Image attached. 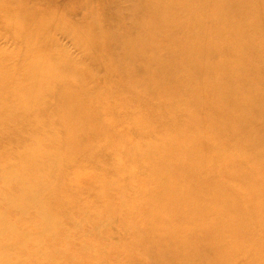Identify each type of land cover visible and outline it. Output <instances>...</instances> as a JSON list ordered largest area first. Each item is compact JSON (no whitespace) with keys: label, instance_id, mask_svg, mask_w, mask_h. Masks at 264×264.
<instances>
[{"label":"bare ground","instance_id":"bare-ground-1","mask_svg":"<svg viewBox=\"0 0 264 264\" xmlns=\"http://www.w3.org/2000/svg\"><path fill=\"white\" fill-rule=\"evenodd\" d=\"M22 1L0 0V12L22 16L5 28L27 53L16 69L0 49V129L14 142L27 128L33 134L30 148L7 153L16 152V164H0V237L14 239L13 256L34 242L42 264H51L40 239L71 238L59 218L82 206L117 214L126 226L120 251L136 249L141 264H212L216 256L222 264H264V0H67L57 7L71 8L72 20L55 16L54 0H36L46 3L43 12ZM41 25L64 29L84 59L43 35L30 44ZM127 43L135 44L131 53ZM58 57L68 63L64 76L42 70ZM96 113L111 121L95 124ZM49 115L63 130L35 128ZM55 165L76 173L95 200L54 195ZM116 192L120 202L111 205ZM7 210L16 220L33 213L37 226L20 230ZM236 217L238 228L229 224ZM105 231L104 223L94 229ZM55 252L65 262L66 250Z\"/></svg>","mask_w":264,"mask_h":264},{"label":"rangeland","instance_id":"rangeland-1","mask_svg":"<svg viewBox=\"0 0 264 264\" xmlns=\"http://www.w3.org/2000/svg\"><path fill=\"white\" fill-rule=\"evenodd\" d=\"M67 0H54V4L52 5V9H58L56 12V17H58L61 20H66V19H71L72 18H77L74 14L72 13L68 7H60L58 8L57 6L61 5ZM33 0H23L22 3L30 6L32 3L36 5V10L43 12V7H46V3L39 2L35 3ZM44 4V5H43ZM9 19H14L16 24H20L22 20V16H12L8 13L5 12H0V49L5 50L6 53L8 54L6 57V62H12V67L19 69L21 66H24L27 61L23 60L25 57L26 53V48L25 45L23 44L22 39L18 37V39H15L13 37V33L9 31L8 29L5 28V23ZM18 19V20H17ZM64 29H59L54 34L51 29L46 28L45 26H39L36 29V33H40V36L37 35L36 33L33 34L30 37H27L29 39L30 44H36L40 43L39 38L43 35L44 43H51L53 44L52 46H58L60 48H63L68 56L75 57V58H80L84 59V56L80 53V50L77 45L73 44L71 42V39L68 38L66 35L60 34L61 31ZM31 34L33 33V30L30 29L29 31ZM29 34V33H28ZM46 40V41H45ZM53 42H52V41ZM51 41V42H50ZM135 47L134 43H127L125 45V51L127 50L128 53H131L133 48ZM99 50L103 51V46H99ZM45 54V53H44ZM65 59V57H63ZM62 59L61 57H58L57 60L53 61H48L45 60L42 64H44L42 70H50L52 73H58L59 75H65L66 72H68V63L65 60H60ZM41 60V59H40ZM88 60V59H87ZM14 62V63H13ZM15 64V66H14ZM63 75V76H64ZM100 76L105 75L104 72L99 73ZM57 87L62 89V86L57 85ZM52 88V87H51ZM101 90V89H100ZM102 93L105 96H109L110 89H103L101 90ZM120 92H118L116 95H118ZM48 96H46L47 98ZM104 98L102 99L101 102H103V105L108 106L111 102L105 100ZM49 100V104L51 105L52 99L47 98ZM52 116L49 115L46 119L40 121V123L35 124V128L38 129L39 132L48 134V133H53L55 132H60L61 128L58 126H55L53 121L51 120ZM147 120H152V118L148 115L146 117ZM93 122L95 124H100L105 121H111V118H109L106 115H103L101 113H96V115L93 117ZM20 123V122H19ZM17 123V124H19ZM24 125L27 127L31 126V119L25 118ZM34 126V124L32 125ZM62 133V132H61ZM6 132L5 130L0 129V136H3L0 138V157H3L1 161V165H7V164H16L17 163V158H16V152L13 154H7L8 152H13V151H18L26 148H30V144L28 141H30L31 138H33V134L27 129L23 130L20 132V134L15 138V142L8 139L5 136ZM45 140V139H44ZM46 141H49V139L46 138ZM45 145V143L43 144ZM58 145V143H57ZM186 145V144H185ZM58 148V147H57ZM59 149V148H58ZM12 150V151H11ZM97 154V153H96ZM264 154L261 153V156ZM132 164L131 167L139 166L140 161L139 159H132ZM232 167H236L235 163L231 164ZM53 174H55V178H58L59 183L61 186L56 187L54 191L52 192L54 195L60 196V195H68L73 198H89V200H95V196L92 193L90 196L89 193L87 194L86 191H82V183L79 180V176L76 175V173H73V171H66L61 170V168L58 165H55L53 167ZM117 174H109L107 179L105 181L107 182H112L117 178ZM133 181V180H130ZM32 182V181H31ZM67 184V185H66ZM1 185V183H0ZM0 188H3L2 185ZM146 194L147 190L144 184L140 182L138 185V190H143ZM5 191H8L9 189H4ZM14 190V189H12ZM137 190V193L139 192ZM141 193V192H140ZM142 194V193H141ZM75 195V196H74ZM2 197L0 198L1 201ZM119 192L113 193L112 196H110V203L111 205L115 204L118 205L119 201ZM5 202V201H4ZM1 206V210H4L6 207V203H3ZM86 209L82 206H78L76 209L72 211H68V214L65 217L60 216L59 220L61 225L59 226V229H66L71 233L72 237L71 238H64L63 236L58 235L56 236L55 239L53 238L52 240L45 238V241L41 240L40 236L35 237L36 239H40L41 243L43 244V248L47 249L48 252L52 253V263L51 264H58L57 262V256L56 252L57 250H66L68 257L65 255L64 256V261H61L63 263L67 264H119V262H123L125 264H141L144 263L145 260H139L137 257H135L132 253L136 251V249H131L129 252L131 255H125L126 252L120 251V247H122V244L120 243L121 238L123 237V231L126 229V226L124 225L122 220L116 219V215L110 211L109 209H104L102 210L101 213L96 214L93 213V210L89 209V211L86 213ZM243 210H241L242 212ZM263 212V209L260 210ZM86 214H85V213ZM29 216L28 218H20V219H15L12 215V211H6L5 215L6 217H11L12 222L16 223L17 227L20 228V230L28 231L31 233V230L35 226H37V220L32 217L33 213H28ZM69 216L73 218V220L68 219ZM218 216L223 218L224 214L223 213H218ZM238 217L234 219H231L229 221L230 225H234V227H239L238 225H242L243 223L237 222ZM106 222V223H105ZM102 223L105 224L106 226V231L103 232L104 235H97L94 232V229L100 228L102 226ZM219 225H223L220 223ZM137 228H141L142 226L137 223L136 224ZM93 232H91V230ZM56 233V232H54ZM8 234L3 235L0 237V244L5 245L6 247L3 250H0V259H5V262L0 261V264H17L18 259L24 260L28 259L24 264H42L41 258L37 255L36 252H33V243L31 242V245H26L22 248V254L18 256H13L14 250L12 249V245L14 244V239H11V237H7ZM104 236L102 239L101 237ZM255 238L257 236L255 235ZM32 240V239H31ZM35 241V240H33ZM125 242V246H128L131 248V242L128 240H123ZM224 242V241H223ZM71 247V248H70ZM70 248V249H66ZM130 248H128L130 250ZM43 251L45 252V250ZM76 249V250H75ZM128 250V251H129ZM75 251L76 255H74ZM98 252L101 253L100 257L95 258V255L98 254ZM102 253L104 254L102 256ZM108 253V256H107ZM128 253V252H127ZM30 254V255H29ZM29 255V257H28ZM125 255V256H124ZM245 256V254H242ZM72 256V257H71ZM83 256V257H82ZM232 258H234V255H229ZM39 257V258H38ZM104 257V259L102 258ZM241 255H237V258H240ZM215 259V260H214ZM224 260V259H223ZM213 263L212 264H222V260L220 257H214L213 258Z\"/></svg>","mask_w":264,"mask_h":264}]
</instances>
